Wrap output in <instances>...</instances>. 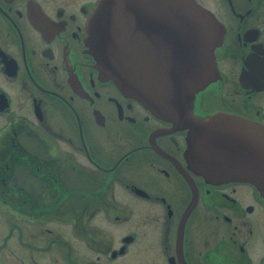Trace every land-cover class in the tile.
Wrapping results in <instances>:
<instances>
[{
	"label": "flooded vegetation",
	"instance_id": "af4514ba",
	"mask_svg": "<svg viewBox=\"0 0 264 264\" xmlns=\"http://www.w3.org/2000/svg\"><path fill=\"white\" fill-rule=\"evenodd\" d=\"M195 1L224 36L194 113L264 124V0ZM96 2L0 0V264H264L259 191L206 182L186 130L98 76Z\"/></svg>",
	"mask_w": 264,
	"mask_h": 264
},
{
	"label": "water",
	"instance_id": "95a60500",
	"mask_svg": "<svg viewBox=\"0 0 264 264\" xmlns=\"http://www.w3.org/2000/svg\"><path fill=\"white\" fill-rule=\"evenodd\" d=\"M86 31L100 78L186 130L192 171L210 184L250 183L264 197V124L193 111L196 93L219 78L224 28L213 13L195 0H97Z\"/></svg>",
	"mask_w": 264,
	"mask_h": 264
},
{
	"label": "rangeland",
	"instance_id": "374dc122",
	"mask_svg": "<svg viewBox=\"0 0 264 264\" xmlns=\"http://www.w3.org/2000/svg\"><path fill=\"white\" fill-rule=\"evenodd\" d=\"M4 235H5L4 227H1L0 226V239H3L4 238Z\"/></svg>",
	"mask_w": 264,
	"mask_h": 264
}]
</instances>
